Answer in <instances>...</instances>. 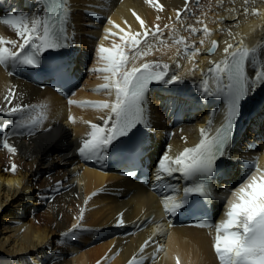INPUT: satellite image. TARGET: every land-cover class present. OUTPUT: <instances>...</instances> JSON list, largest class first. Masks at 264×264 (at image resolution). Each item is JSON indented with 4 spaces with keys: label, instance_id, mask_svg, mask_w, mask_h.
Wrapping results in <instances>:
<instances>
[{
    "label": "bare ground",
    "instance_id": "1",
    "mask_svg": "<svg viewBox=\"0 0 264 264\" xmlns=\"http://www.w3.org/2000/svg\"><path fill=\"white\" fill-rule=\"evenodd\" d=\"M12 1L0 0V18L23 10L10 7ZM18 1V7H22L23 0ZM156 2L68 1L69 46L65 50L72 73L82 78L80 87L68 98L46 85L47 78L38 71L0 65V105L5 103L11 89L14 104L39 105L24 115L44 114L33 128H16L9 124L15 118L0 116V125H3L0 131L7 129L12 133L8 143L16 149L15 155L0 152V264H128L133 256L137 257L138 264L140 261L143 264H219L213 249L215 228L172 225L175 221L172 217L165 219L161 227L167 229L164 232L168 245L176 252L162 256L160 238L150 237L152 231H159L161 227L155 226L151 231V226L171 214L161 209L163 196L174 195L179 200L188 183L179 173H174V178H166V182L175 190L161 191L154 174L166 152L175 157L184 148L199 142L202 128L210 127L214 132L224 121V96H205L202 82L208 80L209 87L215 91L213 76L208 71L214 67L210 62L225 58L227 44H233V49L240 47L241 42L248 48L264 45V0H249L247 14L244 0H204L196 5L188 0L187 11L185 0H158L162 10L155 6ZM25 8L21 12L37 10L36 5ZM253 8L258 14H252ZM177 10L181 11L179 20ZM133 12L145 22L146 29L154 30L159 25L166 42L159 44L149 36L144 49L151 45V54L137 60V65L145 61L167 64L169 75L175 74L182 81L158 84L147 95L145 117L149 126L141 123L149 132L145 148L150 154L152 178L147 185L120 175L114 167L102 171L98 166L105 158L88 160L78 152L81 141L91 131L90 123L102 125L108 111L75 102L114 99L105 91L95 90L104 83V74L90 70L102 67L96 53L98 46L111 47L114 40L119 43L121 30L144 31ZM188 25L199 31L191 34ZM205 26L210 31L207 37L202 31ZM105 29L116 36L105 39ZM181 36L189 48L194 45L199 49V54L190 59L191 52L185 53L183 44H173L172 40ZM0 38L19 42L14 30L3 23H0ZM213 40L218 42V47L213 53H206ZM247 71L250 76L254 75L250 67ZM193 107L195 111L190 110ZM178 111L183 116L181 124L175 118ZM241 126L243 129L232 137L227 149L230 158H223L225 172L216 183L217 191L235 183L253 165L264 168V87L257 86L247 96ZM13 164L16 165L14 173L10 171ZM81 208L85 210L83 230L76 232L75 239L66 240L62 234L77 223ZM226 208L215 204V224L224 218ZM120 214L125 222L123 227L116 226ZM151 214L152 220L144 222V217ZM141 224L146 226L138 229ZM131 227H134L132 232L125 234ZM146 240L149 244L141 253Z\"/></svg>",
    "mask_w": 264,
    "mask_h": 264
},
{
    "label": "snow or ice",
    "instance_id": "2",
    "mask_svg": "<svg viewBox=\"0 0 264 264\" xmlns=\"http://www.w3.org/2000/svg\"><path fill=\"white\" fill-rule=\"evenodd\" d=\"M152 4L154 0H146ZM249 0H244V12L247 14ZM188 0H185L187 11ZM155 6L162 10V5L157 2ZM34 12H14L7 18H0V23L14 30L19 42L16 40L5 41L0 38V65L6 68L26 66L38 68L41 66V56L48 51H59L69 46L67 37V20L70 9L68 0H39ZM252 14H258L253 8ZM142 32H124L118 36L119 43L113 41L111 47L100 45L96 49L98 62L102 67L93 68L90 71L103 73L104 83L100 84L96 91H105L109 96H114L111 102H84V104L107 109L108 116L103 119V124L90 123L91 131L81 141L79 154L85 159L103 160L109 148L115 147L121 138L128 137L137 125L146 120L147 94L150 86L156 84L172 85L181 83L180 77L169 75L167 64L155 61H145L137 65V60L151 54V45L144 49L151 36L165 44L163 33L159 25L154 30L145 28V22L135 13ZM177 19L181 18V11L177 10ZM159 19V17H158ZM109 23L113 21L109 19ZM167 28L168 26L165 25ZM191 34L195 35L199 30L192 25L187 26ZM205 37L210 35L205 26L202 29ZM106 36H116L109 29H105ZM173 44H183L184 52L191 55V59L199 54V49L192 45L189 48L184 37L172 40ZM204 44V40L200 41ZM6 45H11L7 47ZM218 46L217 41L211 42L208 49L213 53ZM227 44L224 48L225 58L222 61H211L214 67L208 71L215 82V91L209 87V81L202 82V92L205 96H224L226 113L225 120L220 127L213 131L202 128L201 138L193 147H186L175 157L166 152L158 161L155 182L161 191L174 189V186L166 182V178H174V173H179L185 181L190 182L183 188V197L177 200L174 195H164L163 205L166 212L175 214L185 207L190 195H198L204 199L212 196L211 177L217 167V162L229 157L227 149L233 137V128L236 118L240 114L242 102L250 92H254L257 86L264 87V45L248 48ZM179 55V52L177 53ZM251 68L254 75L250 76L247 69ZM12 72L9 71V75ZM13 92L5 97V103L0 105V116L15 118L9 124L16 128H33L38 125L43 117L36 115H24L31 107L24 104L13 103ZM73 101H69L72 104ZM83 106V105H82ZM70 121L72 117H69ZM211 121H209V126ZM3 128V125H0ZM12 133L4 129L0 131V144L10 153L16 149L8 143ZM230 158V157H229ZM254 166V165H253ZM16 165H12L10 171L15 172ZM251 171V169H250ZM130 174V173H126ZM95 195V193L93 194ZM233 199L228 201L224 218L214 225L215 237L213 249L219 264H264V170L256 167L254 172L247 176L232 193ZM87 203V201H85ZM84 209H80L77 223L73 224L62 235L66 240L75 239L77 231L83 230L82 221ZM123 214L117 217L116 226L123 227ZM200 226L212 227L213 225L201 224ZM146 240L140 248L143 253L148 246ZM99 264V262H98ZM128 264H138L137 257L133 256ZM140 264H143L140 261ZM179 264V262H177Z\"/></svg>",
    "mask_w": 264,
    "mask_h": 264
},
{
    "label": "rangeland",
    "instance_id": "3",
    "mask_svg": "<svg viewBox=\"0 0 264 264\" xmlns=\"http://www.w3.org/2000/svg\"><path fill=\"white\" fill-rule=\"evenodd\" d=\"M204 0H196V1H193L192 0V5H196V4H198V3H200V2H203ZM192 13V12H191ZM26 105H29V106H31L29 109H31L32 111L33 110H35V109H37V108H39V105L37 104V103H30V102H28ZM43 113L41 114V116L43 117ZM0 152H9L7 149H5V148H3V146L2 145H0ZM10 153V152H9ZM10 154H13V153H10ZM14 155H15V153H14ZM37 212H38V210H37ZM70 250H71V248L70 247H68Z\"/></svg>",
    "mask_w": 264,
    "mask_h": 264
}]
</instances>
